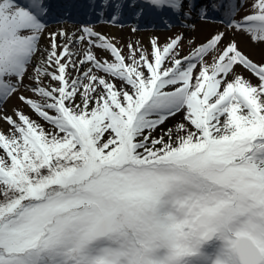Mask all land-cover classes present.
<instances>
[{"label": "snow or ice", "instance_id": "6c2138e0", "mask_svg": "<svg viewBox=\"0 0 264 264\" xmlns=\"http://www.w3.org/2000/svg\"><path fill=\"white\" fill-rule=\"evenodd\" d=\"M0 264H264V0H0Z\"/></svg>", "mask_w": 264, "mask_h": 264}, {"label": "rangeland", "instance_id": "374dc122", "mask_svg": "<svg viewBox=\"0 0 264 264\" xmlns=\"http://www.w3.org/2000/svg\"><path fill=\"white\" fill-rule=\"evenodd\" d=\"M85 18L81 17L78 14V17H73V18H69L67 19L65 22L61 23V24H56L53 23L52 27L56 28V27H64L66 29L69 30H73L77 27H79V22L83 21ZM133 21H127L126 26L123 28V30H120L119 28H115V29H111L112 33L115 34L117 37H125V38H130L132 40H137L140 39L143 41L144 45L147 47L148 46V41L151 37L153 36H158L160 38V42L164 43L165 41V37H172L176 34H180V33H186L185 35V39L187 41V37H193L196 40V44H199L204 38L205 36H207L212 30L215 29L216 25H207L205 32L206 34H202L200 32V34H202L200 36L199 32H191V31H186L184 28L180 27L179 25H175L172 28H165L164 26L160 25V26H153V25H141V30L135 34L130 32V27L132 25ZM200 23L198 22L197 24V28L199 27ZM198 30V29H197ZM105 31H108V29H105ZM161 33H158V32ZM241 40H243L244 38H239ZM196 45H192V47H195ZM241 47L244 48L245 45L243 43H241ZM248 54L255 60H259L260 59V49L254 45L249 46L245 49ZM189 51V45L187 42H185L184 46H183V52L182 54H187ZM12 104H16L18 107H21L24 109V111L26 113H29L31 115L30 110L27 108V106L21 104L15 97L12 98V100L9 101V104L7 105L8 107H10ZM33 118L35 119L36 117L33 116ZM177 120L180 119V116L178 115L176 117ZM169 123H171V121H169ZM168 125L166 124L164 127L166 128ZM4 127H7V125H4Z\"/></svg>", "mask_w": 264, "mask_h": 264}, {"label": "bare ground", "instance_id": "6f19581e", "mask_svg": "<svg viewBox=\"0 0 264 264\" xmlns=\"http://www.w3.org/2000/svg\"><path fill=\"white\" fill-rule=\"evenodd\" d=\"M65 8H66V7H65ZM197 29H198L197 31L199 32V34H200V32H201L203 35L206 34V32H205L206 26L200 24L199 27H198ZM185 30H186V29H185ZM158 33H161V32L159 31ZM202 34H200V36H201Z\"/></svg>", "mask_w": 264, "mask_h": 264}]
</instances>
